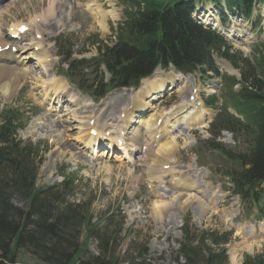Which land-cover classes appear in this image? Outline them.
Here are the masks:
<instances>
[{"label": "rangeland", "instance_id": "1", "mask_svg": "<svg viewBox=\"0 0 264 264\" xmlns=\"http://www.w3.org/2000/svg\"><path fill=\"white\" fill-rule=\"evenodd\" d=\"M75 1L64 0L66 4L74 3ZM82 1L84 2L85 0ZM163 1L169 3L172 0ZM54 3L53 1L48 3V0H5L0 4V34L2 39L8 44L7 48L11 47L12 53L18 58L17 61L28 62L29 65L27 80L24 79L26 81H22L21 87L14 89L11 94H4L0 90V111L6 108H16L23 113L28 119L24 129L17 132L16 138L25 144L26 142L39 144L40 151L46 148L45 145L48 152L56 149L59 153H62L65 150L66 153L63 152L65 154L57 155V153H54V157L52 159L49 158L48 162H55L57 166L65 165L67 168L69 166L68 172L77 170L80 182L77 184L74 196L69 201L88 205L93 215V220L100 222L99 233H96V236L93 235L91 238H88L85 229H80L78 242L80 244L86 242L87 244L84 253L85 257L82 259H87L90 256H101L102 252L99 248L105 247L107 256L115 258L118 264H206V254L204 252H210L218 261L216 264H223L222 256L219 257V254L215 251L217 247L211 242L212 237L209 233H215L216 239L226 238L224 236L225 233L230 234L228 243L220 246L225 251L226 264H242L245 255L250 257L259 255L264 250V223L256 220L254 210L249 205L243 204L229 190L230 185L222 173L225 166L223 159L216 153L202 148L199 144L195 145L194 142H197L199 137H205V133H197L193 137L189 136L191 143L187 147H185L186 139L183 136L179 140L176 139L178 148L176 156H180L184 162L185 152L189 156H193V149H199L201 152V164L209 170L211 178L210 182L203 183L196 192L192 191L185 194L168 192L164 195H159L155 193L154 187L157 188V185H163L155 183L158 181L155 180L154 176L146 177L152 172V170L149 172L146 170V166L151 163V160L147 161L142 167V175L135 177L134 171L129 169L119 159L100 161L99 165H96V162L82 161L78 155H75V157H78L77 159L68 155L69 152L76 153L74 150L69 151L68 148L70 146L64 144V142L70 144L66 138L74 134L72 130L75 125L74 121L79 119L86 121L87 116L92 115L95 109L83 107L77 102L76 107L74 106L75 102L71 98L68 100L73 102V104L66 102V100L60 101V97L53 103L52 93H49L47 97L42 96L43 93L37 88V81L40 83L44 78L43 74L45 73L46 64L37 65L34 60H31L33 57L31 54L34 51L29 43L35 33L33 28H27L28 31L19 36L18 39H11L9 34L11 26L22 23L24 25L38 23L37 20L42 15L41 11L46 12L50 6L52 7L50 14L43 15V22L47 19L46 23H48L51 20L50 17L62 15L63 13L60 10H66L65 7H61L64 3L59 2L56 6H54ZM198 3V8L204 5L203 8L205 10L209 8L210 11L206 17H203L202 12L198 11V14L194 15V19L198 23L215 22L218 24V20L215 21V17L218 18L215 14L217 4H211L210 0H200ZM130 8L134 12V8L132 9L130 3H121L118 9L112 6L110 10H113V12L110 11V13L121 16ZM72 9L74 7L70 6L68 11L73 15ZM79 13L81 15L82 10ZM254 13L255 18L259 14L258 19L256 18L255 21L261 20V23L264 24V8H256ZM93 18V13L89 11L82 14L78 25L80 31H77V34L70 41L74 47L81 48L82 42L93 34H96L101 40H106L111 36L110 29L115 28L117 25V23H112V25L107 26L108 29L101 30L103 29H100L101 23L100 27H98V23H94ZM79 20L73 17V21ZM228 20L231 22L230 28L232 30L240 33L248 32L245 24L247 22L233 17H229ZM56 31H60L59 27L55 31L49 30L48 35L46 33L47 30L40 28L41 38L45 40V49L51 48L50 50H55L53 49V40L56 38L54 33ZM251 37L253 39L241 33L238 39L229 36L228 41L231 44L233 43L234 47L245 48L244 53H247L249 57L248 53L251 54L253 48L256 47L255 44L262 40V37L259 38L252 35ZM86 50L93 54L95 53L94 47L86 46ZM51 54L49 53L50 57ZM219 59L218 55H214V60ZM47 64H52V62ZM217 66L221 75H228L222 65L218 64ZM56 67L59 66L55 64L54 69ZM213 79L215 78L205 79L201 77L197 79L196 77V82L201 85H205V83L209 85V80ZM192 83L193 80L188 83V88L191 87ZM226 88L225 85L222 89ZM60 90H63L62 83L57 84L56 92ZM173 90H176V88L171 91ZM179 97L181 98V95ZM118 99L116 98L112 102V110H116L115 106L120 103V99L119 103L117 102ZM108 104H106L105 110L108 109ZM50 109L59 112V114L52 113ZM229 111L232 112L230 108ZM197 115H200L199 111ZM44 116L47 118H44ZM195 116H193L192 120ZM35 118H38L39 121L34 120ZM44 119L50 121H45ZM33 128L35 130H31ZM40 137H44V139ZM224 142L227 146L234 148L235 152H243L245 150L239 142L234 141L232 143L229 137H226ZM156 158L158 157L155 154L154 161ZM44 160L46 161L47 159L44 158ZM70 163L71 165H69ZM44 164L46 163L43 162L39 167L40 173L38 172L35 188L51 185L53 178L56 177L55 170L53 171ZM168 174L170 177L173 176L172 173ZM160 177L158 176V178ZM162 183L167 184L169 181ZM182 189L184 192L189 191L187 187H182ZM131 192L140 194L144 197V200L142 202L131 200ZM162 201H166L168 204L171 202V205L165 206V214L158 216L157 209L159 207L156 208V206ZM212 207L216 209V213H213V215H211ZM147 211L148 214H146ZM178 217H180V221H177ZM106 218H109V220L107 224H104ZM182 219L190 221L192 238L196 241L188 249V252L192 249L199 251L201 254L192 260L184 259L180 250L183 245H187L184 241L185 233L181 231V225L184 224ZM178 223H180L179 228H177ZM103 224L106 225L104 230L101 229ZM246 246H249L248 250ZM14 255L19 264H42L24 250H15Z\"/></svg>", "mask_w": 264, "mask_h": 264}, {"label": "trees", "instance_id": "2", "mask_svg": "<svg viewBox=\"0 0 264 264\" xmlns=\"http://www.w3.org/2000/svg\"><path fill=\"white\" fill-rule=\"evenodd\" d=\"M236 1L250 4L259 0ZM189 5L188 0L171 5L162 0H143V11L125 23L133 44H121L118 50L106 55L111 62H121L122 67L130 64L133 74L150 71L160 59L186 71L209 63L207 44L218 49L223 39L195 26L189 19ZM123 34L129 38L126 31ZM251 68L252 71L244 70L242 76L247 85L234 96L245 124L229 118L234 126H243L248 133L251 149L248 155L235 157L240 172L232 180L235 193L242 200L257 204L264 213L261 191H256L264 183V61ZM19 120L17 111L5 110L0 115V264H18L15 250L29 252L42 264H118L115 258L107 256L105 247L99 248L101 256L82 259L87 244L78 242L79 232L82 226L90 224L91 215L84 205L67 202V197L74 194L72 185L34 190L37 169L31 157L34 149L15 138ZM95 228L87 230V234L92 236ZM183 255L192 260L201 254L190 249ZM256 256L247 258L243 264H264V253ZM210 260L215 258L210 256ZM206 264L211 261L206 260Z\"/></svg>", "mask_w": 264, "mask_h": 264}, {"label": "bare ground", "instance_id": "3", "mask_svg": "<svg viewBox=\"0 0 264 264\" xmlns=\"http://www.w3.org/2000/svg\"><path fill=\"white\" fill-rule=\"evenodd\" d=\"M51 1H53V3H54V0H50V2ZM51 8L52 7L50 6L49 9L46 11L45 15L50 14ZM96 11L97 12L95 13V19L96 20L97 19L99 20V24L101 23V28H103L101 30H104L106 28L105 27V24H104V18H106L107 15L111 16L112 18H115L116 17V15L113 14V13H110V12H105L104 13L103 11L100 10L99 7H97ZM45 20H47V19H45ZM207 24H209V23H207ZM2 40H3L2 39V35L0 34V90H2V92L4 94H11L14 89L16 90V88H19L21 86L20 84L22 83V81L24 79H26L28 77V74L29 73L27 72V68H25L26 66L24 67L25 64L23 62L17 61L18 58H15L14 57V55L11 53V50H7L6 49V46L7 45H6V43H3ZM34 55H35V57H34ZM31 56H33V58H37L40 63L46 61L47 60V57H48L47 52H45L43 50L42 51H39L37 54H35V53L31 54ZM58 83H62L63 84L62 81L55 80L54 78H52L49 75H47L46 78H45V80L41 83V87H42L43 91H45L46 93L49 90H51V89H53L55 91V93H57L56 92V88H57V84ZM146 85L151 90H156L157 93H160V92L163 91V85L161 83L157 82V81H151V82L147 81L144 86H146ZM171 85L173 86L174 84H171ZM63 89H64V85H63ZM58 97H59L58 95L55 96V98H58ZM150 102L151 101L146 100V103L147 104H149ZM106 104L107 103L104 104V108H103L104 110H105ZM183 108L184 107H182L181 110ZM102 110L101 109H98L100 115H102ZM133 113H134V111L131 112L130 114H128L127 116H125L126 117L125 118V122L126 123L133 121V118L135 117V116H133ZM199 113H200V115H197L196 114V116L194 117L192 123L196 124V129H199V128L200 129L201 128L203 129L204 127H206V122L209 120L210 117H209L208 112L205 111L203 108L201 110H199ZM167 115H169V113ZM44 118H47V117L44 116ZM44 120L45 121H50V120H47V119H44ZM153 120H154V116L152 115L148 119H145V120L140 119L138 121V123L139 122L140 123H143L146 129H150L151 123L153 122ZM168 122H170V121H168ZM175 123H176V121H173V123L170 125V127L171 128L174 127V124ZM94 124H98L97 120H94ZM79 126L80 127H78L77 130L80 132V135H81L80 137L84 138L85 137V134H83L84 133V128H82L83 125L80 124ZM100 127L101 126L98 125V128H100ZM94 128H96V125H94ZM189 128L190 127H188V129ZM36 129L38 130V128H36ZM31 130H35V128H33ZM48 131H49V129H48ZM50 132H52V131H50ZM29 133H30V131H29ZM169 136H170V140L164 141L162 144H160L159 147L156 149V152H155L157 155H159V158H162L163 160H166L171 155V152L174 151L173 149L175 148V140L173 138L174 136H172V135H169ZM47 137H48V135H47ZM51 137H53V136H51ZM118 148H120V146H118ZM162 204H163L162 202L158 203V205L156 206V208L157 207H160ZM164 209H165V207H162V208H158L157 209L158 216H162V215L165 214ZM213 213L214 214L216 213L215 207H212V214ZM248 247L249 246H246L247 250H248ZM233 260L235 261V259H233Z\"/></svg>", "mask_w": 264, "mask_h": 264}]
</instances>
